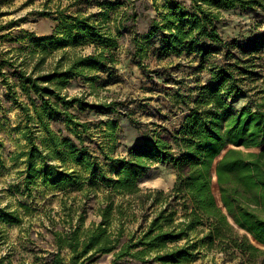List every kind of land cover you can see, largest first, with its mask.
Wrapping results in <instances>:
<instances>
[{"label":"rangeland","instance_id":"rangeland-1","mask_svg":"<svg viewBox=\"0 0 264 264\" xmlns=\"http://www.w3.org/2000/svg\"><path fill=\"white\" fill-rule=\"evenodd\" d=\"M171 1L0 0V209L11 211L20 219L13 224L0 220V264H52L58 250L56 234H65L79 223L82 228L97 224L98 211L106 198L114 204L132 198L90 181L82 164L52 154L42 141L48 132L59 139L68 137L76 146L86 148L105 175L114 178L104 156L128 157L130 148L154 133L169 138L194 107L202 87L216 82L214 68L231 71L237 84L246 90L244 94L226 96L228 106L255 109L254 103L260 101L264 90V45L251 53L244 42L264 36V10L238 5L219 10L217 28L228 42L229 55H224L226 49L221 48L204 58L186 51L163 56L156 50L161 36L158 32L149 35V23L151 18L159 21L160 12ZM61 14L86 17L110 41L103 44L89 40L78 46L75 50L80 55L102 52L104 64L87 71L85 76L68 79L60 90L66 99L76 97L96 108L80 111L76 104L65 109L59 105V111L48 112L40 122L30 96L20 90L19 76L22 71L25 75L31 72L30 38L54 34ZM131 15L135 16L134 21ZM57 57L54 52L47 62ZM21 62L26 65L21 66ZM30 95L40 104L39 93ZM21 102L27 105L30 118L21 110ZM29 148L40 152L41 158H34L36 168L52 166L75 173L77 184L53 185L49 176L46 180L36 176L27 182L22 171L26 157L17 155ZM150 171L153 173L147 181L138 180L140 188L165 193L172 187L177 172L173 163L154 164ZM176 209L178 221L183 211L178 205ZM143 221L137 213L134 220L123 222V228L134 231ZM207 228V223L198 226L189 232V238H201ZM197 252L183 264H264V246L251 256L226 240H214L210 246L200 244ZM59 255L69 261L68 248L60 249ZM111 259L110 254L101 255L91 264H108ZM119 264L160 263L146 257V262L126 259Z\"/></svg>","mask_w":264,"mask_h":264},{"label":"trees","instance_id":"trees-1","mask_svg":"<svg viewBox=\"0 0 264 264\" xmlns=\"http://www.w3.org/2000/svg\"><path fill=\"white\" fill-rule=\"evenodd\" d=\"M236 5L264 10V0H189L187 5L173 0L160 12L159 21L150 19L149 35L158 32L161 36L156 50L163 56L186 51L204 58L221 48L226 49L224 55H229L228 42L217 24L219 10ZM101 16L105 18V14ZM130 18L134 21L135 16ZM89 40L103 44L110 41L86 17L72 14H61L54 34L30 38L28 55L32 68L29 75L21 72L20 90L30 96L40 122L48 112L59 111V105L65 109L76 104L80 111L96 108L79 98L66 99L60 94L68 79L85 76L87 71L104 64L102 52L80 55L75 50ZM244 44L251 53L256 52L263 47L264 36L246 39ZM54 52L58 53L57 59L47 62ZM24 65L26 62H21ZM213 75L216 82L202 87L194 107L169 138L154 133L130 148L128 157L104 156L114 178L105 175L86 148L76 146L68 137L59 139L48 132L42 141L52 154L82 164L90 181L132 197L117 204L106 198L98 211L97 224L82 228L79 223L65 234H56L58 250L52 264H91L96 257L108 254L112 257L108 264L126 259L146 262V257L160 264H183L197 255L200 244L210 246L214 240H226L251 256L260 252L264 246V90L260 101L254 103L255 109H234L226 103V96L244 94L246 90L237 84L231 71L218 67ZM31 92L40 94V104L31 98ZM19 105L30 118L27 105ZM21 156L26 157L22 171L27 182L36 176L44 180L49 176L53 185L77 184L75 173L52 166L36 168L34 158H41L37 149L22 151L17 157ZM162 163H173L177 170L172 187L165 193L140 188L138 180L154 164ZM177 205L183 211L178 221ZM137 213L145 221L139 222L134 231L126 232L123 222L134 220ZM0 220L9 224L20 221L5 209H0ZM205 223L207 231L192 241L189 232ZM181 240L184 242L179 244ZM62 248L70 252L68 262L59 255Z\"/></svg>","mask_w":264,"mask_h":264},{"label":"crops","instance_id":"crops-1","mask_svg":"<svg viewBox=\"0 0 264 264\" xmlns=\"http://www.w3.org/2000/svg\"><path fill=\"white\" fill-rule=\"evenodd\" d=\"M151 173H153V171H149L144 177H142V178H140L139 180L140 181H142V183H144L143 181H145V180H143V179H145L147 176H149ZM151 179H154V176L152 177L151 176ZM175 180V179H174ZM147 185V184H146ZM147 186H150V185H147Z\"/></svg>","mask_w":264,"mask_h":264},{"label":"bare ground","instance_id":"bare-ground-1","mask_svg":"<svg viewBox=\"0 0 264 264\" xmlns=\"http://www.w3.org/2000/svg\"><path fill=\"white\" fill-rule=\"evenodd\" d=\"M149 179V177H146L144 180L147 181ZM155 180V179H154ZM151 184H155V181L151 180L150 181Z\"/></svg>","mask_w":264,"mask_h":264}]
</instances>
